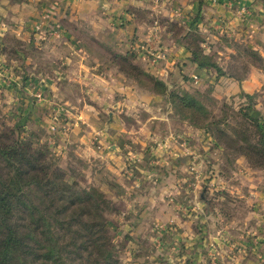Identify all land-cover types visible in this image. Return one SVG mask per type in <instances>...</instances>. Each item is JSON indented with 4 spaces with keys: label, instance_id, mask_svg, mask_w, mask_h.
<instances>
[{
    "label": "rangeland",
    "instance_id": "1",
    "mask_svg": "<svg viewBox=\"0 0 264 264\" xmlns=\"http://www.w3.org/2000/svg\"><path fill=\"white\" fill-rule=\"evenodd\" d=\"M257 2L262 7L261 17L247 21L250 11L244 8L240 10L244 21L234 25V30L225 32L222 23L219 27L214 23L209 31L190 35L193 45L216 63L218 70L208 69L214 79L198 84L184 74L186 87L170 84L168 88L179 99H191L193 106L188 109L174 107L170 97L162 96L166 106L161 110L168 111L163 118L159 111L147 120L149 112L139 110L138 118L148 121L157 139L151 148L142 150L144 156L140 150L138 156L125 157L117 171L111 167L112 160L103 155L85 156L78 144L65 139L70 124L62 125L61 117L50 115L41 103L44 95L32 80L41 72L38 80L45 82L55 74L56 64L49 65L37 48H27L13 38L0 48V140L6 145L29 143L43 151L42 162L50 166L49 174L57 171L64 175L59 188L73 184L101 196L108 235L123 264H264V154L247 157L249 144H257V149L261 145L253 127L242 117L245 113L264 128V0ZM150 18L156 26L172 32L178 43L188 32L165 15ZM47 28L41 37L32 35L28 43L63 33L60 23L49 22ZM38 31L35 27L34 33ZM75 35L96 55L115 54L85 28ZM133 53L143 69H149L140 55ZM108 59L97 66L114 65L121 74L125 72L120 69L129 68L130 62L121 58ZM33 63L42 67H33ZM8 68L13 71L9 73ZM253 70L260 81L256 90L228 93L223 89L227 81L240 82ZM130 72L139 87L152 88L136 71ZM122 117L125 124H133L130 114L122 113ZM166 138L178 144L179 156L170 155L173 145L160 142ZM90 144L104 151L98 138H92ZM107 149L109 155L117 151L113 144ZM1 168L0 164V170H5ZM38 207L43 209L41 204Z\"/></svg>",
    "mask_w": 264,
    "mask_h": 264
},
{
    "label": "crops",
    "instance_id": "2",
    "mask_svg": "<svg viewBox=\"0 0 264 264\" xmlns=\"http://www.w3.org/2000/svg\"><path fill=\"white\" fill-rule=\"evenodd\" d=\"M252 1L0 0V48L3 44L5 46V40L13 38L27 48H37L49 65L52 62L56 64H53L55 74L47 76L45 82L38 80L41 72L36 75L37 80H32L35 88L44 95L41 103L46 104L50 115L61 117L59 121L62 125L70 124L65 139L78 144L85 156L103 155L104 159L112 160L114 164L111 167L117 171L125 157L138 156L140 150L144 156L145 152L142 150L152 147L157 137L152 136L153 131L147 120L160 113L159 111H163V118L168 111L161 110L166 106L161 95L139 87L114 65L97 66L96 63L107 61L109 57L114 58V55H96L92 47L87 46L85 40L75 33L85 28L97 42L112 47L115 54L131 51L136 52L137 56L142 53L147 40L156 39L155 43L165 50L166 59L159 63L157 71L146 67L145 70L169 86L179 83L183 88L186 87L183 83H188V80L184 81V74L198 76L200 84L204 80L214 79L211 70L190 66V52L180 42L182 38L178 43L171 35L172 32L163 25L156 26L150 17L165 15L169 21H174L189 31L203 33L209 31L212 24L219 23V27L222 23L220 28L226 32L228 28L234 30V25L244 21L241 9L250 11L247 19L253 20L258 15L261 17L262 7L257 5V0L255 4ZM49 22L60 23L63 33L56 38L45 35L46 38L42 41L36 39L32 45L28 43L32 35L37 38L43 30H48ZM35 27L39 29L37 33H34ZM1 60L0 56V62ZM136 61L143 65L140 59ZM35 65L38 69L42 67L41 64L33 63V67ZM57 65L58 68L55 69ZM7 71L10 73L13 69L8 68ZM254 73L258 74L253 70L240 82L229 80L222 87L228 93L241 90L250 93L260 85L259 76ZM139 110L149 112L146 114L147 120L144 117L138 118ZM122 113L130 114L134 118L133 124H125ZM95 137L102 143L104 151L91 146L90 140ZM172 140L169 142L166 138L160 142L173 145L170 155L179 156L180 150L178 152L176 147L178 144ZM112 144L117 151L109 155L107 148Z\"/></svg>",
    "mask_w": 264,
    "mask_h": 264
},
{
    "label": "trees",
    "instance_id": "3",
    "mask_svg": "<svg viewBox=\"0 0 264 264\" xmlns=\"http://www.w3.org/2000/svg\"><path fill=\"white\" fill-rule=\"evenodd\" d=\"M187 31L182 34L181 43L190 52L188 61L199 68L218 70L216 63L189 40L198 31ZM113 57L130 62L128 69H120L125 76L135 81L130 70L136 71L137 77L151 83L148 90L170 97L174 107L193 106L188 96L179 99L167 83L143 69L131 51ZM242 115L255 130L262 149L249 144L247 157H252V153L263 155L264 128L257 119ZM190 119L194 120L192 116ZM42 160L43 151L33 149L29 143L6 145L0 140V164L5 169L0 170V264H123L108 235L101 196L79 190L73 184L59 188L64 175L57 171L50 175V166ZM58 178L62 181L56 182Z\"/></svg>",
    "mask_w": 264,
    "mask_h": 264
},
{
    "label": "built area",
    "instance_id": "4",
    "mask_svg": "<svg viewBox=\"0 0 264 264\" xmlns=\"http://www.w3.org/2000/svg\"><path fill=\"white\" fill-rule=\"evenodd\" d=\"M58 31V30H57ZM55 36H60L61 33L56 32L54 33ZM155 37V36H153ZM155 39L151 38L149 39L144 45H143V51L140 55V57L147 63L148 68L153 71H157L159 63L161 61L166 59V52L165 50L158 44L155 43ZM195 83L199 82V78L196 75H193L191 77Z\"/></svg>",
    "mask_w": 264,
    "mask_h": 264
}]
</instances>
